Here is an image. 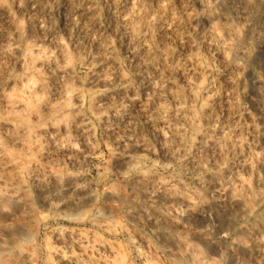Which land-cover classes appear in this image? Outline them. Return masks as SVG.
I'll return each instance as SVG.
<instances>
[{
  "label": "rangeland",
  "instance_id": "374dc122",
  "mask_svg": "<svg viewBox=\"0 0 264 264\" xmlns=\"http://www.w3.org/2000/svg\"><path fill=\"white\" fill-rule=\"evenodd\" d=\"M263 161L264 0H0V264H264Z\"/></svg>",
  "mask_w": 264,
  "mask_h": 264
},
{
  "label": "bare ground",
  "instance_id": "6f19581e",
  "mask_svg": "<svg viewBox=\"0 0 264 264\" xmlns=\"http://www.w3.org/2000/svg\"><path fill=\"white\" fill-rule=\"evenodd\" d=\"M233 17H235V18H240L241 17V12H238V11H233ZM259 32V31H258ZM259 34V33H258ZM118 156H120V158L122 159V161L124 162V164H126V165H132V163L133 162H135L134 160H133V158L129 155V154H126V153H120ZM136 161H138V160H136ZM264 162V161H263ZM136 164V163H135ZM200 166H201V164H199ZM133 167V166H132ZM193 167V166H192ZM198 167V166H197ZM195 168H196V166H195ZM195 168H193V169H195ZM202 169V168H201ZM197 171V170H196ZM193 172V171H192ZM229 173V172H228ZM235 173V172H234ZM238 174V173H237ZM226 176V175H225ZM236 176V175H235ZM237 177V180H236V184H240L241 185V178H240V176L238 175V176H236ZM131 178V177H130ZM223 178V177H222ZM234 179V178H233ZM236 179V178H235ZM210 180V179H209ZM259 180V179H258ZM234 181V180H233ZM261 181V180H260ZM72 182V181H71ZM196 182H198V183H201V184H206V186H207V190H208V192L213 196V198L215 199V201H217V202H219V203H222V202H225V201H229V202H231V201H236V203H238L239 201H241L239 198H240V196H239V198H237L236 196H231L230 195V187L228 186V184L231 182H228V181H226V180H222V179H219V178H215L213 181L211 180V181H207V180H203V179H198ZM235 182V181H234ZM233 182V184H232V186L235 184ZM243 182V181H242ZM259 183V182H258ZM261 183V182H260ZM259 183V184H260ZM235 184V185H236ZM40 186V185H39ZM81 185H79V183H77L76 181H75V183H74V181L72 182V184L70 185V184H68V186H66L65 187V193H71V192H75V191H79L80 190V187ZM231 186V187H232ZM237 186V185H236ZM4 188L0 191V201H13V202H15V203H18V204H20V205H23L24 207L25 206H28L29 205V203L30 202H28L27 200H26V198H24L23 197V193L24 192H21L20 190H18L15 186H12V185H6V186H3ZM238 187H239V185H238ZM41 189H43V188H41ZM236 188H234L233 189V191L235 190ZM237 189H239V188H237ZM241 189V188H240ZM23 191V190H22ZM81 191V190H80ZM142 191V190H141ZM161 191V190H160ZM27 192V191H26ZM25 192V193H26ZM85 192H87V193H89L88 191H85ZM151 192V191H150ZM240 192V191H239ZM161 193V192H160ZM43 194V193H42ZM47 194V193H46ZM141 194V193H140ZM147 195L145 196L146 197V199L148 200V202L149 203H152L154 200H156V199H158V198H160L159 196L160 195H156V194H150V193H146ZM58 197H59V195H58ZM259 198H261V197H259ZM258 199V198H257ZM60 200V199H59ZM63 200V197H62V199H61V201ZM160 200V199H159ZM166 200V199H165ZM169 200V199H168ZM52 201H53V199H52ZM52 201H51V198H49L48 196L47 197H44V203L46 204V205H49L50 207H52L53 208V211H55V212H58L60 209H61V206H60V203H58L57 205L55 204L54 206H52L53 205V203H52ZM59 202V201H58ZM155 202V201H154ZM234 203V202H233ZM157 204V203H156ZM153 205V204H152ZM155 206V205H154ZM153 206V207H154ZM188 206V205H187ZM192 206V205H191ZM0 208H2V207H0ZM181 208V207H180ZM5 209V208H4ZM236 209V208H235ZM27 210V209H26ZM3 211V210H2ZM167 212H169V211H167ZM173 212V211H172ZM190 212V211H189ZM237 212V211H236ZM246 212V211H245ZM134 213H135V211H134ZM191 213V212H190ZM8 215V217H9V219H10V221L11 220H15V214L14 213H11V212H8L7 213ZM100 214V213H99ZM247 214H248V212H247ZM59 215H61V214H59ZM62 215L63 216H67V214H65V213H62ZM102 215V214H101ZM101 215H99V216H101ZM105 215V214H104ZM137 215V214H136ZM131 216V215H130ZM164 216V215H163ZM175 217V216H174ZM236 217V216H235ZM170 219H171V216L169 217ZM261 218V217H260ZM152 219V218H151ZM151 219H149V220H151ZM146 220V219H145ZM262 220V219H261ZM260 220V221H261ZM153 221V220H152ZM151 221V222H152ZM113 223H114V225H116L115 224V222L113 221ZM20 224V223H19ZM109 225V224H108ZM241 225V224H240ZM112 226V225H111ZM242 226V225H241ZM20 228L22 229V231H23V229H24V226H22V224H21V226H20ZM220 228V227H219ZM262 228V227H261ZM255 230V229H254ZM258 230V229H257ZM261 230V229H260ZM1 231V230H0ZM21 231V230H20ZM194 231V230H193ZM199 231H201V230H199ZM218 233L219 232H221V230L220 231H218V230H216ZM240 232H242V233H247V232H249V231H251V230H249V227H247V226H242L241 227V229L239 230ZM259 231V230H258ZM5 233V232H4ZM16 233H18V232H16ZM206 233V232H205ZM252 233V232H251ZM209 234V233H208ZM215 234V233H214ZM248 234V233H247ZM246 234V235H247ZM253 234V233H252ZM18 235V234H17ZM221 235V234H220ZM224 235V234H223ZM262 235V234H261ZM20 236V235H19ZM211 236V235H210ZM249 236H251V234H249ZM263 236V235H262ZM217 237V236H216ZM21 238V237H20ZM17 239V238H16ZM15 239V240H16ZM213 239V238H212ZM13 241L12 240V238H11V241H13V242H8L7 241V239L6 238H4L3 237V233H2V231L0 232V257H1V255H4V256H2L3 258L4 257H6L7 255H11V254H13V252H11V250H13L14 249V247H13V245L15 246V247H17V244H14V243H17L16 241ZM251 242L253 243V247H256V248H259V247H261L260 246V244H261V242H260V238H259V235L256 233H254L252 236H251ZM19 241V240H18ZM240 241V240H239ZM184 243V242H183ZM241 243V242H240ZM239 243V244H240ZM19 245V244H18ZM19 247V246H18ZM21 250V249H20ZM180 250V249H179ZM178 250V251H179ZM259 250V249H258ZM22 251H24V250H22ZM174 251V250H173ZM173 251H169L168 250V248L166 249H163V252L166 254V255H168V256H170V257H172V255L174 254L173 253ZM183 251V250H182ZM187 251V250H186ZM9 252H11V253H9ZM18 252H20V251H18ZM187 253H188V251H187ZM29 254V253H28ZM27 254V255H28ZM16 255V254H15ZM18 255V254H17ZM16 255V256H17ZM19 255H20V253H19ZM26 255V254H25ZM176 255H177V253H176ZM1 257V258H2ZM0 258V259H1ZM2 258V259H3ZM178 258H179V255H178Z\"/></svg>",
  "mask_w": 264,
  "mask_h": 264
}]
</instances>
